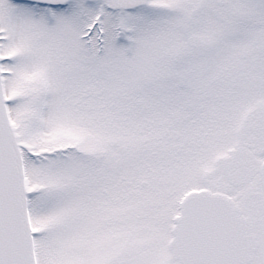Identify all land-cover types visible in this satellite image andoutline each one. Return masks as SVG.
Instances as JSON below:
<instances>
[{
	"label": "snow or ice",
	"instance_id": "1",
	"mask_svg": "<svg viewBox=\"0 0 264 264\" xmlns=\"http://www.w3.org/2000/svg\"><path fill=\"white\" fill-rule=\"evenodd\" d=\"M0 264H264V0H0Z\"/></svg>",
	"mask_w": 264,
	"mask_h": 264
}]
</instances>
